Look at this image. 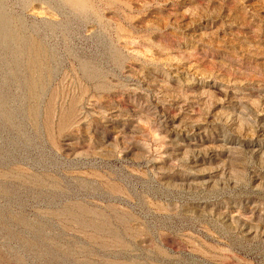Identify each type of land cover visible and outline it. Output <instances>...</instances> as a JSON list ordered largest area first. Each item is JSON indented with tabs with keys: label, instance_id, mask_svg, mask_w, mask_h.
<instances>
[{
	"label": "rangeland",
	"instance_id": "1",
	"mask_svg": "<svg viewBox=\"0 0 264 264\" xmlns=\"http://www.w3.org/2000/svg\"><path fill=\"white\" fill-rule=\"evenodd\" d=\"M0 264H264V0H0Z\"/></svg>",
	"mask_w": 264,
	"mask_h": 264
}]
</instances>
